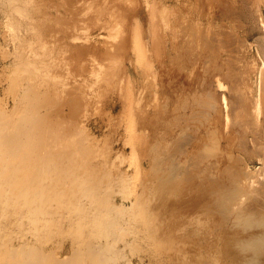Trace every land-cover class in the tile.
<instances>
[{
  "label": "rangeland",
  "instance_id": "374dc122",
  "mask_svg": "<svg viewBox=\"0 0 264 264\" xmlns=\"http://www.w3.org/2000/svg\"><path fill=\"white\" fill-rule=\"evenodd\" d=\"M263 44L264 0H0V180L52 229L0 208V264H264Z\"/></svg>",
  "mask_w": 264,
  "mask_h": 264
},
{
  "label": "bare ground",
  "instance_id": "6f19581e",
  "mask_svg": "<svg viewBox=\"0 0 264 264\" xmlns=\"http://www.w3.org/2000/svg\"><path fill=\"white\" fill-rule=\"evenodd\" d=\"M264 45V44H263ZM137 50V49H136ZM221 60V59H220ZM208 79V78H207ZM262 80H263V82H262V86L260 87L261 88V97H260V99L259 98H257L256 99V102H255V104H254V106L252 105V109H253V107H254V109L253 110H255V113H254V117H252V121H255V124H254V126H252V128L249 130L250 131V133H251V135H252V137H249V138H252L253 140V146H254V154L253 155H249V153L246 155V160L247 161H251V158H257V160L259 161V162H261L260 163V166L258 167V169L256 170V175L258 176V178H257V181H256V183L254 184V189L255 190H257V191H259V192H264V73H263V76H262ZM219 84V83H218ZM221 87V86H220ZM222 88V87H221ZM225 88V87H224ZM223 88V89H224ZM259 88V89H260ZM240 90V89H239ZM238 90V91H239ZM240 93V92H239ZM237 94V93H236ZM259 94V95H260ZM245 97V96H244ZM258 97V96H257ZM246 98V97H245ZM244 99V98H243ZM242 99V100H243ZM244 101H245V99H244ZM225 102V101H224ZM243 103V102H242ZM247 103H248V101H247ZM254 103V102H253ZM225 105V104H224ZM246 109V108H245ZM237 108L236 109H232L231 110V112H232V115L233 116H235V115H237L236 113H237ZM243 111V110H242ZM250 116H252L251 114H250ZM248 118H250L249 116H248ZM234 119V118H233ZM247 122H249L250 120H246ZM251 121V122H252ZM251 126V125H250ZM247 130V129H246ZM246 132H248V131H246ZM249 134V133H248ZM247 138V137H246ZM251 140V139H250ZM249 140V141H250ZM247 141V140H246ZM251 141V142H252ZM244 142V141H243ZM247 143H245V145H246ZM251 145V144H250ZM248 146V145H247ZM252 146V147H253ZM246 148V147H245ZM253 149V148H252ZM251 149V150H252ZM247 151V150H246ZM249 151V150H248ZM247 153V152H246ZM244 157V156H243ZM62 173H64L63 172V170H62V172L60 173V177H62L63 176V174ZM258 173V174H257ZM61 174H62V176H61ZM64 177V176H63ZM256 177V176H255ZM2 179V178H1ZM39 191L41 192V194H43V195H45V194H49L50 192H51V195L52 194H55V191H54V189L53 188H46V187H44V186H40L39 187ZM12 193H14V190L13 189H10L9 188V185H8V183L6 182V181H2V180H0V196H2V198H0V208H1V210L2 209H4V208H6V207H10V205L12 204V203H14V204H16V202H18L19 204L16 206V209L18 210L19 209V211L20 212H22L23 213V215L20 213L17 217H16V220H15V224L17 225V224H21L23 221H24V219H26V221H27V223H25V224H27V226L24 228V229H22V230H19V231H13V232H16L15 233V235H17L18 233H23V235H24V237L25 238H27L26 240H29L30 238H32V236H33V231H32V229H34L33 227L35 226V225H46V227H45V231H46V233H45V237H46V234L50 231V227H51V225L49 226V225H47V221L45 220V219H43L41 216H37V214H35L34 212H33V209L35 210H38V211H42V209H43V203H41V201H39L35 196H31V193L30 192H28L27 191V189H19L16 193H14V194H12ZM57 193V192H56ZM10 198V200L7 202V198ZM13 197V198H12ZM50 197H52V196H50ZM82 199H84L85 200V202H86V205L89 207H92V203H93V200L91 201V199L92 198H90L89 197V199L90 200H87L86 198H85V196H83V195H81L80 196ZM260 197V196H259ZM53 199H54V197H52ZM88 198V197H87ZM252 199V198H251ZM257 200V199H256ZM259 201H261V200H259ZM263 201V200H262ZM21 202V203H20ZM258 203V202H257ZM264 203V202H263ZM259 204V203H258ZM262 204V203H261ZM263 205V204H262ZM261 205V206H262ZM259 208H260V206H259ZM263 208H264V206H263ZM262 208V209H263ZM261 210V209H260ZM264 210V209H263ZM25 216H27V218H24ZM89 217L90 216H86L84 219H85V221H83V223L81 222V223H79V224H87V226H88V228L90 229V224L92 225V223H91V219H89ZM73 219L74 218H71V219H69V221H70V223H72L71 221H73ZM107 219V218H106ZM92 220H94V219H92ZM96 220V219H95ZM94 222V224H95V221H93ZM73 224V223H72ZM97 224H98V221H97ZM103 224V223H102ZM96 225V224H95ZM99 226H100V224H98ZM53 226H54V224L52 225V228H53ZM56 226H57V224H56ZM55 226V227H56ZM97 227V225H96V227L97 228H95L96 229V231L99 229V230H101L100 229V227ZM54 227V228H55ZM92 227H94V225L93 226H91V229H92ZM5 228V227H4ZM53 228V229H54ZM79 228H80V225H76V227H75V229H78L79 230ZM102 228H103V225H102ZM91 229H90V231H91ZM93 230V229H92ZM136 230V229H135ZM3 231V230H2ZM51 231H52V229H51ZM50 231V232H51ZM54 231V230H53ZM56 231V230H55ZM146 231V230H145ZM8 232V231H7ZM13 232H11V233H13ZM105 232V231H104ZM6 233V232H5ZM62 233V232H61ZM92 233V232H91ZM94 233V232H93ZM145 233V232H144ZM95 234H96V232H95ZM4 236V235H3ZM52 236H54V235H52ZM146 236V235H145ZM18 237V236H17ZM144 237V236H143ZM44 238V237H43ZM146 238V237H145ZM20 240V239H19ZM37 240V239H36ZM36 240L34 239V240H31V241H35L36 242ZM46 240V239H45ZM150 240V239H149ZM31 241H26V244H28L29 242H31ZM41 241V240H40ZM146 241H148V239L146 240ZM154 241V240H153ZM151 243V242H150ZM33 245V244H32ZM27 246V245H26ZM77 246V245H76ZM29 247V246H28ZM40 247V246H39ZM78 247V246H77ZM27 248V247H26ZM84 248V247H83ZM83 248H81V250H84ZM88 248V247H87ZM29 249H32V248H29ZM28 249V250H29ZM88 249H91V248H88ZM8 250V249H7ZM80 250V249H79ZM89 251V250H88ZM23 252V251H22ZM27 252V251H26ZM157 252V251H156ZM1 253V252H0ZM28 253H29V251H28ZM86 253V252H85ZM31 254V253H30ZM96 255V254H95ZM95 255H93V256H95ZM103 256V255H102ZM31 257V256H30ZM30 261V260H29ZM89 261H91V260H89ZM100 261V260H99ZM88 262V261H87ZM97 264H99L98 262H97Z\"/></svg>",
  "mask_w": 264,
  "mask_h": 264
}]
</instances>
